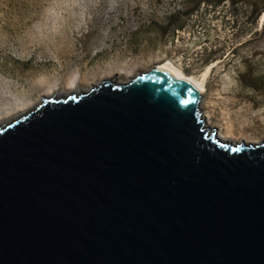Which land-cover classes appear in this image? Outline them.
Listing matches in <instances>:
<instances>
[{"label":"water","instance_id":"water-1","mask_svg":"<svg viewBox=\"0 0 264 264\" xmlns=\"http://www.w3.org/2000/svg\"><path fill=\"white\" fill-rule=\"evenodd\" d=\"M202 95L157 65L0 128V264H264V142Z\"/></svg>","mask_w":264,"mask_h":264},{"label":"rangeland","instance_id":"rangeland-1","mask_svg":"<svg viewBox=\"0 0 264 264\" xmlns=\"http://www.w3.org/2000/svg\"><path fill=\"white\" fill-rule=\"evenodd\" d=\"M199 1L0 0V123L50 94L170 63L204 79L201 113L219 134L263 143L264 12L256 24L241 16L264 0ZM172 18L184 29L166 27Z\"/></svg>","mask_w":264,"mask_h":264},{"label":"bare ground","instance_id":"bare-ground-1","mask_svg":"<svg viewBox=\"0 0 264 264\" xmlns=\"http://www.w3.org/2000/svg\"><path fill=\"white\" fill-rule=\"evenodd\" d=\"M159 66H160V68L168 69L171 72H174L175 74H177L180 78H182L184 80H187V81H189L191 83L196 84L197 86H199L202 89V93L205 92V82H204V79L203 80H199V79H196L195 77L187 76L181 70L177 69L176 67H174L170 63H164V64H161ZM105 80H110L111 83L116 84V85L126 84L124 82H120L118 80L110 79V78H106ZM99 85H100V83H95V84H93L92 87H95V86L98 87ZM92 87H90L89 89L88 88L74 89L73 91H71L69 93H65V92H58L57 93L56 92V93H53V94H50V95L46 96V98L44 97L43 99H61V98H64V97L66 98L69 95H74V94L81 95L83 93H86V92L90 91L92 89ZM42 103H43V100L40 103H38L36 106H34L33 108H31L28 111H26V112L22 113L21 115L17 116L16 118H14L12 120H9V121H6V122H3V123H0V128L4 127L6 125L11 124L13 121H15L16 119H18L19 117H22V116L27 115L29 112L35 110L36 107L39 106ZM202 116H203V118L205 119V122H206L205 127H211L209 125V123H207V120H206L207 118L204 115H202ZM211 128L213 129L214 127H211ZM210 133H213V131L211 130ZM216 136L218 138L224 140V141H230V142H233L235 144H240V143L244 142V141H236V140H232V139L226 138L223 135L219 134V132H218V134ZM261 142L262 141H260L258 143H254V144H257L258 145ZM245 144H247V143L245 142Z\"/></svg>","mask_w":264,"mask_h":264},{"label":"trees","instance_id":"trees-1","mask_svg":"<svg viewBox=\"0 0 264 264\" xmlns=\"http://www.w3.org/2000/svg\"><path fill=\"white\" fill-rule=\"evenodd\" d=\"M203 1V0H200L197 4V6L199 5V3ZM204 1H207L209 4H213L212 6L216 5V4H221V3H224L228 0H204ZM232 1V0H230ZM240 2L241 0H234V2ZM249 1H247L248 3ZM196 6V7H197ZM258 4H254L253 6H251V10L250 12L247 14V16H241V17H246V20H250V23L251 24H256L258 22V20L260 19V16L261 14L264 12V8L260 9L258 12H257V9H258ZM264 6V4H263ZM183 22L181 21V19H177V18H172L171 21H169L168 25L166 27H171L170 25H178V27H180L179 29H184V25L182 24ZM205 58H206V62H209V61H213L215 60L216 58L214 57V54L212 53H209V54H206L205 55Z\"/></svg>","mask_w":264,"mask_h":264}]
</instances>
